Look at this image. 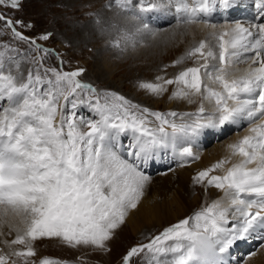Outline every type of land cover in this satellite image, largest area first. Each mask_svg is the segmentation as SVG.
Instances as JSON below:
<instances>
[{"label":"snow or ice","instance_id":"snow-or-ice-1","mask_svg":"<svg viewBox=\"0 0 264 264\" xmlns=\"http://www.w3.org/2000/svg\"><path fill=\"white\" fill-rule=\"evenodd\" d=\"M217 3L227 8L231 0H109L105 6L133 19L174 6L177 28L211 30V41L200 39L165 69L190 59L195 66L171 78L157 75L154 81L138 83L155 97L175 85L170 100L198 102L194 112H161L115 92L97 93L78 79L83 68L45 67L53 50L18 30L31 28L30 22L9 15L22 9V0H0V37L10 35L13 41L34 45L37 53L29 61L35 67L25 75L21 58L27 56L0 40V229L7 225L16 233L14 239L2 241L9 251L0 249V264H35L30 260L36 256L34 242L45 238L72 248L110 251L109 241L150 182L138 162L146 164L157 148L169 145L179 148L177 155L185 163L199 160L185 143L205 130L245 123L247 134L227 145L229 156L192 178L205 190H221L223 197L166 227L148 243L131 247L122 264H131L141 253L146 264H224L221 254L237 240L253 234L264 240V0H253L255 15L247 26L237 21L219 30L207 18ZM96 24L102 31L106 25L117 27L101 17ZM239 63L248 67L236 75ZM82 94H89L86 103L98 119L77 116L75 110L85 103ZM128 132L133 137L126 153L131 161L120 152V137ZM217 170L223 174H212ZM230 216L234 222L229 228ZM39 264L68 262L44 257Z\"/></svg>","mask_w":264,"mask_h":264},{"label":"rangeland","instance_id":"rangeland-1","mask_svg":"<svg viewBox=\"0 0 264 264\" xmlns=\"http://www.w3.org/2000/svg\"><path fill=\"white\" fill-rule=\"evenodd\" d=\"M108 3L109 0H22V9L16 11L14 15L12 12H9V15L15 16L17 19H22L25 23L30 22L32 27L27 28V31L32 34H39V36H41V32H51L52 35L50 38L44 40V42L54 46L58 54L53 55V59L46 58L48 60L47 63L52 62L55 66L57 65L58 67L67 69V71L83 68L85 71L78 79L82 82L90 81L95 86L98 93L115 92L151 110H154V107L164 108L165 112L171 109H178L172 107V100L168 98L172 93L170 89L174 88L175 85H169L171 87L169 89L170 91L168 90L163 96L155 97L146 93L143 89H140L138 83L140 81H154L157 75L166 76V78L169 75L173 76L178 68H182L187 64L184 63L176 65L175 67L170 66L166 69L165 65H171L173 60L180 57L189 49V39L192 40L191 42L195 40L191 39V35H185L174 40L170 45L167 44L155 49L149 45L148 37L140 36L141 33L137 30L139 34L135 31L136 35H134V37L127 31L129 29L127 24L118 25L119 22L116 23L115 21L120 15L115 14V8H106L105 6ZM97 17H101L103 20H110L117 24L119 28L113 30L114 33L112 31L110 35V33L105 31L109 28L107 25L106 27L108 28L105 27V30L102 31L96 24ZM127 17L131 18L132 16L128 14ZM138 18L141 20L140 16ZM86 26L93 30L90 37L87 35L86 38L83 39L77 36L76 30L82 31ZM104 32H107L105 36H103ZM7 36L8 35L0 37V40L5 39ZM9 41L18 43L10 38ZM117 41H119V47L115 46ZM195 43L193 42V44ZM21 53L24 54L22 51ZM21 59L22 71L26 73L29 62L27 59ZM46 59L44 61H46ZM61 61H63L62 64ZM192 64H195L194 59H192L190 65ZM84 98L88 99V97L82 94L81 99H83L85 103L77 107L75 110L76 114L79 113L78 110L80 109H83V112L84 109H91L87 107V100ZM182 107L184 108V106ZM191 107L192 106L189 108ZM194 109L191 111H194ZM68 110L69 112L72 111L71 104L68 105ZM81 116L85 119H91V116H83V114ZM228 137L229 135L214 143L220 144L225 141V139H228ZM121 142L123 141L121 140ZM214 143H209L207 147H212ZM191 162H194V160ZM164 168L166 170L169 166ZM203 169L204 168H201L200 170ZM161 172H163V170H161ZM191 182L196 188L194 195L199 193L194 205L189 207L182 214L171 217L168 222H162L158 225H149L147 227L143 225L144 228L142 227L135 231L131 230L125 221V223L116 230L113 239L109 241L108 248L110 251L105 252L85 246L72 248L65 245L59 239L45 238L34 242L36 256L31 257L30 260L38 264L41 258L50 254L51 256H49V258L58 259L59 256L61 259H67L72 263L77 262L79 264H122V257L131 247L148 243L166 227L176 224L186 217L192 216L194 212L204 207L203 203H205L206 199H209L207 198L209 189L218 190L215 187H210L205 190V185L195 184L193 179ZM248 239L249 242L246 246H238L239 251H237L236 254L239 256V262L237 261V264H242L247 256L253 255L258 250V246L261 243V239L251 237ZM15 247L22 248L23 246L16 245ZM7 251H9L8 248H6L5 252ZM251 252L253 253L250 254ZM18 264H20V261H18ZM131 264H146L144 254L141 253L139 256L133 257Z\"/></svg>","mask_w":264,"mask_h":264},{"label":"bare ground","instance_id":"bare-ground-1","mask_svg":"<svg viewBox=\"0 0 264 264\" xmlns=\"http://www.w3.org/2000/svg\"><path fill=\"white\" fill-rule=\"evenodd\" d=\"M189 2L191 3L192 0H189ZM233 2L234 5L236 6L243 7L245 4L247 5V7L251 8V6H249L250 3L247 0L242 1L244 3H240V4L238 0H234ZM217 4L213 6V10L208 14L207 18L212 23L215 22V24L219 26L218 30L221 26H224L225 24L231 26L234 25L237 21H239L241 23H244L245 26H247L249 21H251V19L247 17L248 14H244L246 8H244L243 11L240 10L241 15L239 16H241V18L236 17L233 18L232 20L228 14V7L225 8L222 5H217ZM219 10L222 12V14H220ZM138 15L141 17V21H144L148 25V30H144L140 28L142 22H139L137 19H133L132 17L130 18L120 15V17L115 22L116 23L119 22L118 25L127 24L129 30H131L129 32L132 34V36L136 35V33L139 32L141 33L140 36L148 37L149 45L151 47H154L155 49L160 48L161 46L167 44L170 45L174 42V40H177L185 35H191L192 37L191 39L195 40L193 41L194 43L195 42L197 43L199 39L208 38L210 41L212 39L211 37L208 36V32L211 31L210 29L201 30L200 28L195 26L188 29H185L183 27L177 28L174 6L151 11V12L139 13ZM219 22L221 23V25H219ZM118 28L119 26L115 28L109 27L105 31H107L111 35V32L113 30H117ZM137 29L144 30V32H141V30L137 32L136 31ZM146 31H149V34L146 33ZM92 32L93 30L90 29V27L86 26V28L82 29V31L76 30V35L85 39L87 35H89L90 37ZM153 32L156 33V35H152ZM106 33L104 32L103 36H105ZM189 41L190 42H188L189 43L188 46L190 48L193 45V42H191L192 40L190 39ZM212 62L214 64L217 63V61H210V63ZM184 63L189 64L190 60H186ZM237 66H239L238 67L240 69L239 72L243 73V70L248 67V64L239 63ZM170 88L171 87L168 86V89ZM194 104L196 103L189 104L186 101L172 100L173 108H179V107L183 108L182 106H184V108H189ZM235 127L238 128L237 125H225L219 129L205 130L199 136L192 138L194 141H190L191 147L194 146V148L198 149V151H201V152H197V151L195 152L199 155L200 159L194 160V162L190 161L191 163L190 162L185 163L184 161H182L177 155L179 149L178 148L173 149L171 145L167 147L157 148L151 154L146 164L143 162H138L140 164L141 170L144 171V173L150 177V182L145 188L144 195L141 198V202L139 203L136 209H133L129 212V215L126 218V222L131 228V230L133 231L139 230L143 227V225H146L147 227L149 225H154V224L158 225L162 222H168L171 219V217L182 214L189 207L194 205V202L197 200L199 193L194 195L195 193L194 191L196 190V188L193 186V183L191 182L192 181L191 178L193 177L192 175H194V173L196 174V172H198L201 168L205 169L207 167H210L213 163L217 162L218 160L229 156L227 145L229 143L236 142L243 135L247 134L249 125L247 124V126H245L239 132L240 136H236L234 133L231 136L229 135L228 139H225V141L221 142L220 144L214 143L212 147H207L208 144L206 140L208 139V137H211V135H215V134H218V136L220 137L221 134L226 133L227 131H229L230 128L232 129ZM121 144L123 145V147L120 149L121 154L122 155L124 154L125 158H128L131 161L133 158L126 157V153L129 150L128 146L130 144H127V146H125V144L122 142ZM237 159L238 158L236 157L232 158V162H236ZM182 164L184 166H181ZM166 166H169V168L163 170V172L156 171L154 174L153 173L149 174L153 170L159 167L162 168ZM215 174L220 175L223 173L221 170H217ZM223 195L224 193L219 189L218 190L209 189V193L207 197L209 199H206L203 205L205 206L206 204H210L213 200L220 199L221 197H223ZM231 221L232 223L234 222L232 218ZM0 232L3 233V235H0V249L6 251L7 247L2 243V241L14 239L16 233L14 230L10 232L7 225H5L2 229H0ZM239 242H245V240H237L228 249L227 252L221 254L224 264H227L231 259L233 262H235V264H237V261L235 260V256L231 257V251L235 250V247L239 244ZM242 264H264V247L262 246L258 247V250L253 255L247 256Z\"/></svg>","mask_w":264,"mask_h":264}]
</instances>
